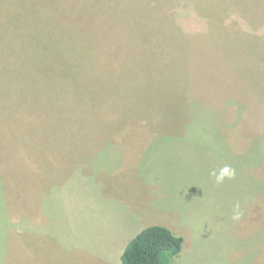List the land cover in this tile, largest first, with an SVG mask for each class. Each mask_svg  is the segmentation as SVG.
<instances>
[{
    "label": "rangeland",
    "instance_id": "obj_1",
    "mask_svg": "<svg viewBox=\"0 0 264 264\" xmlns=\"http://www.w3.org/2000/svg\"><path fill=\"white\" fill-rule=\"evenodd\" d=\"M152 225L171 264H264V0H0V264Z\"/></svg>",
    "mask_w": 264,
    "mask_h": 264
},
{
    "label": "trees",
    "instance_id": "obj_2",
    "mask_svg": "<svg viewBox=\"0 0 264 264\" xmlns=\"http://www.w3.org/2000/svg\"><path fill=\"white\" fill-rule=\"evenodd\" d=\"M183 238L164 226L144 228L129 241L120 264H171L183 245Z\"/></svg>",
    "mask_w": 264,
    "mask_h": 264
},
{
    "label": "clouds",
    "instance_id": "obj_3",
    "mask_svg": "<svg viewBox=\"0 0 264 264\" xmlns=\"http://www.w3.org/2000/svg\"><path fill=\"white\" fill-rule=\"evenodd\" d=\"M213 175H215V173H213ZM232 175H234V173L231 172L230 169H229L227 166H225V167L221 170L220 175L216 176V180H217L218 183H220V182L223 181V179H224L225 176H229V177H231ZM237 218H238V217H237Z\"/></svg>",
    "mask_w": 264,
    "mask_h": 264
},
{
    "label": "crops",
    "instance_id": "obj_4",
    "mask_svg": "<svg viewBox=\"0 0 264 264\" xmlns=\"http://www.w3.org/2000/svg\"><path fill=\"white\" fill-rule=\"evenodd\" d=\"M142 231V230H141Z\"/></svg>",
    "mask_w": 264,
    "mask_h": 264
}]
</instances>
